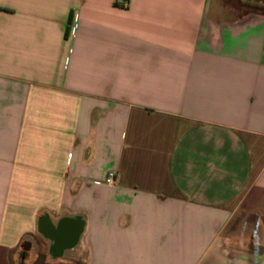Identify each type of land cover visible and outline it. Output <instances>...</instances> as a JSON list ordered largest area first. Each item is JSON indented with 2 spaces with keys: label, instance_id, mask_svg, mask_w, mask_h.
<instances>
[{
  "label": "crops",
  "instance_id": "obj_1",
  "mask_svg": "<svg viewBox=\"0 0 264 264\" xmlns=\"http://www.w3.org/2000/svg\"><path fill=\"white\" fill-rule=\"evenodd\" d=\"M0 264H264V0H0Z\"/></svg>",
  "mask_w": 264,
  "mask_h": 264
},
{
  "label": "built area",
  "instance_id": "obj_2",
  "mask_svg": "<svg viewBox=\"0 0 264 264\" xmlns=\"http://www.w3.org/2000/svg\"><path fill=\"white\" fill-rule=\"evenodd\" d=\"M116 181V176L114 172H111L108 177L106 178V182L112 184Z\"/></svg>",
  "mask_w": 264,
  "mask_h": 264
}]
</instances>
